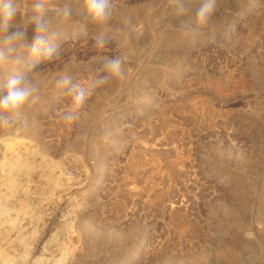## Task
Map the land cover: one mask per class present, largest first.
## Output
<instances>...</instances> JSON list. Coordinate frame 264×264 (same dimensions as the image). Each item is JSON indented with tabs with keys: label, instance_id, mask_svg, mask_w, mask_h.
I'll return each instance as SVG.
<instances>
[{
	"label": "rangeland",
	"instance_id": "rangeland-1",
	"mask_svg": "<svg viewBox=\"0 0 264 264\" xmlns=\"http://www.w3.org/2000/svg\"><path fill=\"white\" fill-rule=\"evenodd\" d=\"M114 3L128 37L97 50L74 6L60 56L29 73L41 102L0 128V264H264V0H218L217 44L176 29L196 3L180 17L167 0ZM115 55L125 80L67 124L55 80L87 84Z\"/></svg>",
	"mask_w": 264,
	"mask_h": 264
},
{
	"label": "clouds",
	"instance_id": "clouds-1",
	"mask_svg": "<svg viewBox=\"0 0 264 264\" xmlns=\"http://www.w3.org/2000/svg\"><path fill=\"white\" fill-rule=\"evenodd\" d=\"M218 0H167V7L172 17L183 16L188 5L198 4L195 14V25L182 22L176 29L190 42L219 43V32L211 23L217 9ZM74 6L81 7L94 26L92 35L94 47L104 49L112 38L111 31L118 32L127 38L129 33L125 26L129 17L121 18L119 26L113 27L110 21L115 17L114 0H0V128L7 129L16 124L27 123V113L41 102L40 84L29 73L42 62H51L60 56L56 30L60 23L71 20ZM21 24L10 31L17 15ZM34 25L31 42L27 40V29ZM123 55L101 57L98 74L91 77L87 84L74 82L66 73L61 74L55 85L65 90L71 103L63 114V120L72 125L83 115L82 110L94 91L113 80L123 81L126 78ZM23 69V70H21ZM106 132V136L109 135Z\"/></svg>",
	"mask_w": 264,
	"mask_h": 264
}]
</instances>
